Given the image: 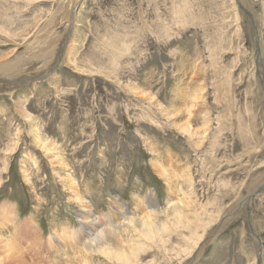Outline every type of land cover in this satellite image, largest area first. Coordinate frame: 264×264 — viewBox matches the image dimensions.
<instances>
[{
    "label": "rangeland",
    "instance_id": "obj_1",
    "mask_svg": "<svg viewBox=\"0 0 264 264\" xmlns=\"http://www.w3.org/2000/svg\"><path fill=\"white\" fill-rule=\"evenodd\" d=\"M16 59L29 79L0 78V258L9 243L20 264H116L96 251L109 228L140 248L131 264H264V0H0V63Z\"/></svg>",
    "mask_w": 264,
    "mask_h": 264
},
{
    "label": "bare ground",
    "instance_id": "obj_2",
    "mask_svg": "<svg viewBox=\"0 0 264 264\" xmlns=\"http://www.w3.org/2000/svg\"><path fill=\"white\" fill-rule=\"evenodd\" d=\"M258 54H259V52L257 53V55ZM255 58H256L255 60H257V56ZM256 63L258 64V67H259V69L261 71L264 70L260 60L258 62L256 61ZM22 64L23 63H18V59L14 60V61H11V62L0 63V78H3V82H6V87L12 88L13 84L16 82L17 79L27 78V75H26L25 72H17L18 66H20ZM37 68L39 70L41 69V67H37ZM1 72H3V73H1ZM42 73L45 74L46 71L45 72L43 71ZM28 79L29 78L23 79V81H26ZM188 115L190 116L191 112H188ZM168 117H172V116L169 115ZM31 132L35 133L34 134L35 144L37 145V147L39 149L42 148V150H43V151H41L43 153L42 155L44 157H49V158L52 157V159L54 158V156L58 155V157L56 159H53V160L57 161L58 164L63 165L65 158H64V156H62L60 150H58V148L56 146H53L52 148H50L49 146H45L43 144V142H42L41 136L38 134L37 127L33 128V129L30 128L29 133H31ZM17 143L18 142H16L15 145L13 146L12 151L15 150V146L17 145ZM26 158H28L31 161H33L34 164H37V161H36L35 158H33L32 154H30V155L27 154ZM52 159H49V161H50V165L49 166L53 170L54 166L52 164L53 163ZM154 166L157 169V172L159 173V175L160 176H164V178L167 179L165 171L163 169H159L155 164H154ZM176 175H181V174L176 173ZM68 177L70 178V181H69L70 183H69L68 188L72 191L71 202L74 203V204L80 205L83 208H86V216H87L88 208L83 205V199L80 196L78 188H77L78 187V185L76 183L77 179H75L73 177V175H71V176L69 175ZM167 181H168V179H167ZM30 187H31V189L35 190L36 189V184H34V182H32ZM179 190H182V188L180 187ZM81 194H82V192H81ZM183 194H185V191H183ZM172 199L170 197H168L167 203L171 202ZM173 206L177 207V204H174ZM155 207H156V205L154 203H152L151 204V208H150L151 210H149L147 212V214H146L147 216H145L143 218V220H142V224L143 225L141 223H138L140 225V227H141L143 236L148 238V239H155V238L159 237L160 233H161L160 229L158 228V226L154 225L155 223L153 222V220L150 217V213L152 212V208H155ZM179 211L180 210H177V209L175 210V212H179ZM13 213H14V210H13L12 205H9L7 202H4L3 204H1L0 205V220H1L0 224H5L6 221L11 220L12 217H10V216H12ZM178 216H180V214H178ZM175 218L176 219H180V218H177V217H175ZM32 230H33V233H34L35 232L34 228H32ZM104 231H105V235L107 236V241L104 244H102V243L98 244L96 246V248H97L96 251L101 252L100 254H102L105 257V259L106 258L111 259L116 264H131V263H134L135 260H136V254L139 253V249L140 248H137V247H134V246H126L119 237L117 238L113 234L114 230L111 231V230H109V228H106ZM104 231L101 233L100 237L102 236ZM28 234H29V232H28ZM58 234H59V232H58ZM66 235H69L68 231L64 230L63 232L61 231V234L59 235V237L63 241H68L69 240L71 242V240H74L70 236L67 237ZM65 236H66V238H64ZM100 237H99V239H100ZM0 239H2V238L0 237ZM51 239H50V242H52ZM5 245H6L7 248L4 250V253L7 252V250H10V251L4 254V258H0V264H2L1 263L2 260H6V259H8V260L9 259L10 260L14 259V260H12V262H9L8 264H20L21 263V256L19 254L20 250L18 248L13 247L12 244L6 243ZM64 245L66 246L68 244L66 243ZM63 248H65V247H63ZM83 250H85V252L86 251L87 252L92 251L91 245L90 244L89 245H85L83 247ZM66 260L70 264H87V261L89 259L87 258V254L85 253V255L82 258L83 262L80 260V258H77L75 255H74V257L71 256V255H66ZM189 263L190 262L187 261V262H184L182 264H189Z\"/></svg>",
    "mask_w": 264,
    "mask_h": 264
},
{
    "label": "water",
    "instance_id": "obj_3",
    "mask_svg": "<svg viewBox=\"0 0 264 264\" xmlns=\"http://www.w3.org/2000/svg\"><path fill=\"white\" fill-rule=\"evenodd\" d=\"M263 89H264V87H263Z\"/></svg>",
    "mask_w": 264,
    "mask_h": 264
}]
</instances>
